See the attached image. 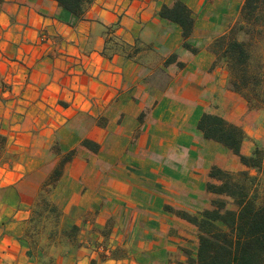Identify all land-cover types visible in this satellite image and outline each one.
<instances>
[{
  "label": "crops",
  "instance_id": "0c3cea01",
  "mask_svg": "<svg viewBox=\"0 0 264 264\" xmlns=\"http://www.w3.org/2000/svg\"><path fill=\"white\" fill-rule=\"evenodd\" d=\"M176 1L196 19L188 40L196 53L184 48L182 28L161 16ZM204 2L93 0L76 16L54 0H3L0 264L196 259L197 229L176 211L210 207L214 166L246 169L198 128L214 105L224 110L225 98L235 97L206 42L216 26ZM236 115L220 114L240 126ZM253 151L245 141L242 153ZM71 153L54 203L80 234L74 248L45 263L29 229L44 187Z\"/></svg>",
  "mask_w": 264,
  "mask_h": 264
},
{
  "label": "trees",
  "instance_id": "16d2710c",
  "mask_svg": "<svg viewBox=\"0 0 264 264\" xmlns=\"http://www.w3.org/2000/svg\"><path fill=\"white\" fill-rule=\"evenodd\" d=\"M68 12L82 16L93 0H54ZM3 0H0V5ZM163 19L183 30L184 48L196 53L188 43L196 19L183 2L164 6ZM243 34L244 39L239 35ZM217 61L223 60L229 74L228 89L240 95L249 109L264 108V0H245L240 21L211 44ZM176 56L167 61L174 63ZM207 140L215 141L240 158L245 170L232 173L214 166L207 191L217 197L209 208L192 214L176 211L179 218L192 224L198 232V250L191 264H264V149L255 148L251 155L242 153L247 133L243 127L225 118L205 113L198 125ZM83 145L92 150L91 142ZM73 153L57 166L50 182L62 176Z\"/></svg>",
  "mask_w": 264,
  "mask_h": 264
},
{
  "label": "rangeland",
  "instance_id": "374dc122",
  "mask_svg": "<svg viewBox=\"0 0 264 264\" xmlns=\"http://www.w3.org/2000/svg\"><path fill=\"white\" fill-rule=\"evenodd\" d=\"M245 0H205L203 5L204 14L210 16L209 23H214L215 30L208 36L206 42L211 44L224 34L228 33L240 21V9ZM209 18V17H208ZM207 18V21H208ZM240 39H244V35H239ZM218 67L222 68V75L227 82L229 74L226 69L225 61H217ZM231 92V91H230ZM234 93V92H233ZM234 98H225V109L221 105H214L212 108L214 114L220 116L237 114V119L241 127L258 132L260 139L255 137H247L248 148L264 149V108L249 109L245 100L238 94L234 93ZM234 106L237 110L234 112ZM248 136V135H247ZM238 173V172H234ZM55 186L50 180L44 187V191L40 198L38 209L34 212V216L29 229L30 240L34 247L38 248L43 254L44 262L48 263L51 255L56 256L59 253L66 252L72 247L74 248L75 239L78 236L79 229L66 225V216L60 211L54 203ZM51 264V262L49 263Z\"/></svg>",
  "mask_w": 264,
  "mask_h": 264
}]
</instances>
